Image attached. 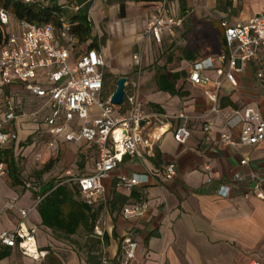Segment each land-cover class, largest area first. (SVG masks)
Wrapping results in <instances>:
<instances>
[{
	"label": "crops",
	"instance_id": "1",
	"mask_svg": "<svg viewBox=\"0 0 264 264\" xmlns=\"http://www.w3.org/2000/svg\"><path fill=\"white\" fill-rule=\"evenodd\" d=\"M213 2H207L205 7H214L215 2ZM95 4L96 27L98 28V25L107 19L106 32L110 30L115 32V16L119 14V5L114 3L105 7L97 2ZM179 4L152 6L154 10L152 14L140 5H127L126 18L123 19L130 20L131 28L128 29L127 39L113 34L106 38L105 44L102 45L108 61L107 71L116 78V81L122 77L133 78L137 75L138 61L135 60L137 54L134 53V46L138 45L137 48L141 51L143 49L144 52L149 51L152 39L150 37L146 39L144 36H138L139 39H136L137 36H133V32L138 35L139 30L147 27L148 17L152 18L159 11H164L165 17L182 16ZM201 6L203 10L204 7ZM233 6L232 4L231 7ZM190 8L191 4L188 0L187 9ZM263 9L264 0H243V7L237 17L223 20L236 24L244 16L258 15ZM111 12L116 14L112 15ZM212 22L214 24L216 21ZM221 23L222 21L220 25ZM179 29L176 28L172 34L166 32L164 37L170 35L179 38ZM112 38H116L114 40L116 47L111 50L115 51V54H111L109 50ZM180 38V43L184 42L185 45L175 51V57L162 61L161 68L154 66L153 61L147 60L138 78L145 111L160 112L170 116L186 113L193 117L190 123L191 138L185 145H181L174 139V130L169 131L156 147L154 157L143 160L126 157L124 162L112 172L111 177L104 182L105 200L95 206L96 209L102 208L97 227L103 232V236L107 235L109 238V246L102 247L103 264H124L126 240L138 244L136 260L132 264H264V200L260 198V194H264V186L261 191H255L258 179H264V142L254 147L239 146L237 149L221 145L220 135L225 130L224 123L220 117L211 114L213 103L206 94V90L217 92L219 106L226 111L252 108L264 115V95L260 91L261 80L256 78L254 67L248 65L244 72L238 75L235 85L223 80L219 88L214 84L207 89L193 86L188 81L193 65L207 59H218L227 52L226 45L222 43V38L225 39L224 32L218 33L211 25V28H204L200 35L192 29L186 35L182 34ZM105 47L108 49L106 50ZM186 51L190 52L189 56H196L197 60L193 62L185 59ZM220 66L217 60L215 68L205 71L203 75L213 82L218 80L217 69ZM162 75L169 77L178 75L175 81L177 95L160 91L158 81ZM1 108L0 115L3 116ZM206 122H213L215 125L211 135L203 131ZM172 124L177 128L181 122L173 120ZM14 125L19 137L20 133L26 132L27 129L32 131L26 135L24 141L18 140L1 154L6 166L8 164L5 159H10L11 155L18 165L19 156L27 157L38 151L33 142L39 129L37 120L20 119ZM238 136V132H235V139H238ZM41 139L44 148L38 153L39 157L49 152L46 150L49 148L47 139L42 134ZM80 148L84 149V154L90 151L94 153L91 161L81 165L83 171L87 173L79 177L82 178L94 172V163L98 158L97 149L87 143H67L63 138H58L55 147L58 153ZM245 158L249 163L242 166L241 161ZM169 164H176L178 176L166 182L164 171ZM207 167L213 173V180L209 178ZM7 169L8 175L0 182L5 183L6 190V193L0 190L2 195L0 234L14 231L21 226L37 227L38 244L49 252V256L42 263L33 261L34 263L87 264L83 252V249H86L85 245H91L92 241H98L103 236L88 237L84 228H80L74 236L51 230L43 226L38 206L31 211L27 219H22L15 212H2L8 200H15L22 209L31 210L39 198L36 197V192L30 191V188L25 190L21 188L22 185L14 186L10 178L9 166ZM136 174H147L151 177L148 186L134 190L141 195L142 201L148 202L149 210L142 217L127 218L123 215V209L140 202L131 198L133 192L126 193L117 189L116 182L121 175ZM221 187L231 189L229 197L223 198L217 194ZM118 196L127 199L125 205L112 207ZM5 250H10L12 255L21 254L18 250L0 247V252ZM119 253H122L121 257Z\"/></svg>",
	"mask_w": 264,
	"mask_h": 264
},
{
	"label": "built area",
	"instance_id": "2",
	"mask_svg": "<svg viewBox=\"0 0 264 264\" xmlns=\"http://www.w3.org/2000/svg\"><path fill=\"white\" fill-rule=\"evenodd\" d=\"M71 8L76 11L79 9L77 5ZM0 22L8 28V36L0 45V108L4 113L0 115V182L9 173L1 154L19 140L14 124L27 116L19 114L13 94V91L20 89L27 91L34 100L43 102L47 116L42 124L46 131L40 127L38 131L47 139L49 149L58 153L55 149L58 138H63L67 143H87L97 149L94 172L90 176L72 180L79 186L81 200L91 207L105 200L104 182L126 157L136 160L154 157L156 147L172 130L178 144L185 145L191 138L190 123L193 117L186 113L170 116L145 111L138 78L141 69L135 77L127 78L124 104L113 105V94L109 95L106 88L108 61L102 45L95 49L85 45L79 47L78 41L71 35L72 26L67 21L62 20L59 30L53 24L38 25L26 20L12 22L10 14L1 9ZM183 22L181 15L165 17L164 11H159L151 18L148 33L157 43H162L165 33L172 34ZM221 26L227 52L218 59L194 64L188 81L195 87L206 89L211 84L221 87L223 80L235 85L238 75L248 65L254 67L258 80H264V9L258 15L244 16L236 24L223 20ZM217 60L221 64L217 69L219 78L213 82L203 73L214 69ZM137 65L140 66L139 63ZM17 86L21 88H15ZM8 89L12 90L9 95ZM206 94L213 103L211 114L220 117L224 123L225 130L220 135L221 145L237 149L239 146L254 147L264 142L262 113L252 109L226 111L219 106L217 92L206 90ZM173 120H179L180 126L173 127ZM214 130L213 122L203 125L207 135H211ZM235 132L239 134L238 139L234 137ZM248 163L246 158L241 161L242 166ZM207 171L210 180H213L209 167ZM177 176L176 164H169L164 171L165 181L170 182ZM150 178L147 174L121 175L116 187L132 193L148 186ZM263 186L264 179H258L255 191H261ZM28 188H31L30 185ZM230 192V188L221 187L217 194L227 198ZM260 198L264 200V194L261 193ZM41 200L39 197L31 210L22 209L15 200H8L2 212H15L22 219H27ZM148 210V202L143 200L125 207L123 215L127 218L142 217ZM95 235L102 237L103 232L96 227ZM37 236V227L21 226L0 234V247L18 250L24 257L42 263L48 258L49 252L39 246ZM125 244L123 263L132 264L136 260L138 244L131 240H126Z\"/></svg>",
	"mask_w": 264,
	"mask_h": 264
},
{
	"label": "trees",
	"instance_id": "3",
	"mask_svg": "<svg viewBox=\"0 0 264 264\" xmlns=\"http://www.w3.org/2000/svg\"><path fill=\"white\" fill-rule=\"evenodd\" d=\"M37 0L35 3H26L24 0H0V10H6L11 17V21L26 20L34 24H53L58 30L62 27V20L67 21L72 26L71 35L78 41L79 47L87 46L89 49L99 48L101 41L94 36V21L91 16L93 0ZM180 3L181 14L187 15L188 0H178ZM119 5V16L121 19L126 18V8L128 4H137L142 7L157 6L168 4L169 0H116ZM77 5L76 11L71 8ZM231 7L232 3H228ZM7 27L0 22V45L8 36ZM164 37V36H163ZM105 41V39H104ZM223 45L226 41L222 38ZM194 51V50H193ZM191 52V54L193 53ZM190 52L184 53V58L190 61H196V56H189ZM178 75H162L159 78L158 86L160 91L177 95L175 81ZM119 79H117L118 81ZM117 86L114 88L116 91ZM12 90L8 89L7 95ZM10 169V178L14 186H21L20 169L16 164L15 158L11 155L10 159H5ZM54 167V162H49L44 169L36 172V177L42 180L44 175L49 173ZM36 197L42 200L38 205V212L42 219L43 226L64 233L67 236H74L80 228H84L88 237L95 236V228L101 214L102 208H95L87 205L81 200L78 184L74 185L73 181L58 182L52 181L43 185L40 191L35 193ZM131 198L138 202L142 201L141 195L133 192ZM127 199L118 196L113 202L114 205L123 207ZM109 238L104 235L98 241H92L91 245H85L83 252L86 256L87 264H103L104 252L102 247H108ZM104 244V245H103ZM85 250V251H84ZM10 250L0 252V262L11 257ZM122 253H119L121 257ZM117 260L114 261L116 263Z\"/></svg>",
	"mask_w": 264,
	"mask_h": 264
},
{
	"label": "rangeland",
	"instance_id": "4",
	"mask_svg": "<svg viewBox=\"0 0 264 264\" xmlns=\"http://www.w3.org/2000/svg\"><path fill=\"white\" fill-rule=\"evenodd\" d=\"M65 0H61L60 2L63 3ZM191 4V8L188 9L187 15L183 16L185 18L184 25L182 27H179L178 30L180 33L179 38L172 37L170 35L165 36L162 39V43H157L153 37L148 33L149 24L151 21V16L148 17V24L146 28H143L142 30L138 31V35L133 32V36H137L136 39H139V37L144 36V38L147 39V37H150L152 39L151 44H149V51H145L144 49L141 51L139 50L138 45L134 46V53L137 54V58L135 57V60L138 61L140 66H137V71L139 69L144 68V63L147 62V60L153 61L154 66L161 68V62L167 61L169 57H175V51L179 47H183L184 42L181 44L180 40L183 35H186L189 31L192 29L195 30V33H200L203 31V29L209 27L211 28V25H213L217 32L220 34H223L224 30L220 25V22L223 21L224 18L231 20L233 17H237L238 12L241 11L243 7V0H189ZM215 2L214 7H205L207 2ZM100 3L103 6L112 5L116 2V0H93V7L91 10V16L94 21V8L95 3ZM213 2V3H214ZM179 4L178 0H169V4ZM228 3H232L234 6L230 7ZM202 5V6H201ZM204 5V6H203ZM105 6V7H106ZM201 7H204L203 10H201ZM213 6V4H212ZM180 7V4H179ZM152 6L145 7L144 9H148L150 11V14L154 12L152 9ZM200 8V9H199ZM221 10H224L221 11ZM202 11V12H200ZM112 15L116 14L115 12H111ZM125 19V18H124ZM133 19V18H132ZM115 28L116 31L110 30V34H108L106 31H108L107 27V19H104L99 27H96L95 21V27H94V36H96L99 41H101V45H104L105 41L104 39L108 38L111 35H115L119 38L127 39V34L129 33L128 29L131 28L129 26L130 20H123L120 18L119 14L115 16ZM216 21L213 22L212 21ZM114 22V21H113ZM101 35V36H100ZM139 36V37H138ZM187 38V37H186ZM116 38L111 39V46H109V50L111 54H115V51H111L112 49L116 47L115 40ZM187 40V39H185ZM150 43V42H149ZM181 45H180V44ZM59 45V44H58ZM57 45V46H58ZM106 50L108 47H105ZM145 48V47H144ZM136 49V50H135ZM261 93L264 95V80H261ZM117 86V81L114 76L111 75V73L107 74V82H106V88L108 90V94L112 95L114 93V88ZM15 88L20 89V86H17ZM16 104L18 106V112L19 114H26V118H31L37 120V127L39 126L43 131H46L45 126L42 124L44 122L45 117L47 116V111L43 109V102L41 101H35L27 91L25 90H18L13 91ZM252 109V108H251ZM255 111H258L257 109H252ZM38 129V128H37ZM32 131V130H31ZM30 129H27L26 132H21L19 137V142L24 141L26 138V135L31 132ZM39 132V131H38ZM36 133V135L33 138V142L36 144V151L37 153L34 154V152L31 155H28L27 157L19 156L18 158V165L20 169V177L22 181L21 188H25V190L28 189V185H30V191L32 192H39L41 187L45 185L46 183L52 181L53 179L57 180L58 182L63 181H69L73 179H77L83 175H86L87 173L83 171L82 164L86 161H91L92 157H94V153L91 151L88 154H84V149H77V150H66L61 151L59 153H55V151L47 152L45 155H42L41 157L38 156V153L42 151V148H44L43 143L41 142V134ZM29 143V142H28ZM36 155V156H34ZM54 162V167L52 170L44 175L42 180H39L36 177V172L44 169V167L49 162ZM10 180V178H9ZM74 185L76 186V182L73 181ZM5 183H0V190L3 193H6ZM11 185L12 182H11ZM0 192V198L2 197ZM3 264H36L33 261L25 258L21 254H13L11 258L4 261Z\"/></svg>",
	"mask_w": 264,
	"mask_h": 264
},
{
	"label": "water",
	"instance_id": "5",
	"mask_svg": "<svg viewBox=\"0 0 264 264\" xmlns=\"http://www.w3.org/2000/svg\"><path fill=\"white\" fill-rule=\"evenodd\" d=\"M128 79L122 77L117 81L116 91L111 96V103L115 106H122L125 102V88L127 85Z\"/></svg>",
	"mask_w": 264,
	"mask_h": 264
}]
</instances>
